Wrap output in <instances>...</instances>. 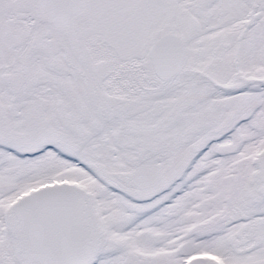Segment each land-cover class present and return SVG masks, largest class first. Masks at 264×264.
<instances>
[{
    "label": "snow or ice",
    "instance_id": "6c2138e0",
    "mask_svg": "<svg viewBox=\"0 0 264 264\" xmlns=\"http://www.w3.org/2000/svg\"><path fill=\"white\" fill-rule=\"evenodd\" d=\"M0 264H264V0H0Z\"/></svg>",
    "mask_w": 264,
    "mask_h": 264
}]
</instances>
